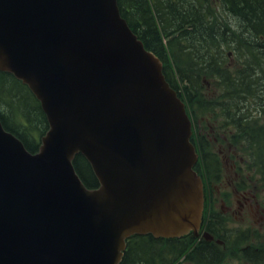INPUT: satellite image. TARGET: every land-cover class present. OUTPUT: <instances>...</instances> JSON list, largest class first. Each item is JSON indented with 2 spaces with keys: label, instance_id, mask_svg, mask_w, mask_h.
Listing matches in <instances>:
<instances>
[{
  "label": "water",
  "instance_id": "1",
  "mask_svg": "<svg viewBox=\"0 0 264 264\" xmlns=\"http://www.w3.org/2000/svg\"><path fill=\"white\" fill-rule=\"evenodd\" d=\"M0 67L48 122L36 152L0 122V264H119L130 234L196 231L190 119L116 0H0Z\"/></svg>",
  "mask_w": 264,
  "mask_h": 264
},
{
  "label": "trees",
  "instance_id": "2",
  "mask_svg": "<svg viewBox=\"0 0 264 264\" xmlns=\"http://www.w3.org/2000/svg\"><path fill=\"white\" fill-rule=\"evenodd\" d=\"M222 3L226 7L224 12L216 11L209 0H117L130 28L162 61L166 80L186 101L188 112L195 117L200 112L221 109L227 124L232 126L235 118L236 132L240 138L253 142L256 156L263 163L264 94H258L263 105L256 108L250 119L248 97L252 91L248 88L256 78L246 73L249 65L232 69L227 64L226 49L236 48L244 55L243 60L261 63L259 66L253 63L252 68L262 77L264 0H222ZM232 20H236V25ZM245 53L250 56L246 58ZM207 83H213V93H209ZM0 121L31 152L39 148L40 138L48 128L40 103L28 86L1 68ZM202 142L206 144L205 139ZM199 150L202 160L211 166L206 169L197 165L198 172L204 175L210 170L217 175L220 170L217 157L204 151V146ZM72 163L88 188L98 186V179L82 154H75ZM242 250L248 259L258 256L250 248ZM224 255L222 246L204 238L133 234L126 239L119 264H221Z\"/></svg>",
  "mask_w": 264,
  "mask_h": 264
},
{
  "label": "rangeland",
  "instance_id": "3",
  "mask_svg": "<svg viewBox=\"0 0 264 264\" xmlns=\"http://www.w3.org/2000/svg\"><path fill=\"white\" fill-rule=\"evenodd\" d=\"M230 55H226L227 64L232 67V69L237 68V60H234V53ZM209 87V93H213L211 90L213 83L211 85L207 84ZM219 113L217 111L206 112L204 114L198 113L196 115V125L199 131L204 134L210 141V146H207L206 150L212 152L214 155L221 158L222 162V172L218 177L217 181H213L210 192H209V212H220L223 214L224 221H229L227 226L231 229L230 236L228 240L230 241V245L227 243L221 244L224 250V259L221 264H264V260L260 259V257H256L251 260L243 255L242 247L248 246L251 244L253 246H264V231L258 232L254 225V220L257 219V214L246 215L240 217L237 213V200L239 197L235 196L233 193V186L235 180H240L238 177L241 175L242 170L246 174V185H244L251 194L254 196L262 207H264V178H261L257 173L253 172V169L248 170L243 165V161L241 159L244 158V153L236 148L231 146L230 153H227V144L228 142V134L227 130L223 128H219ZM232 164H235V170L238 175L235 177V170L232 168ZM238 165L242 166L241 172L237 168ZM249 178V180H248ZM248 181V182H247ZM244 184V183H243ZM208 208V207H207ZM229 208V210H225ZM213 224L217 225V222L213 221ZM247 230L248 240L246 243H237V241H233L234 232L233 230ZM245 259H244V258ZM249 261H247V260ZM191 264V263H188Z\"/></svg>",
  "mask_w": 264,
  "mask_h": 264
},
{
  "label": "flooded vegetation",
  "instance_id": "4",
  "mask_svg": "<svg viewBox=\"0 0 264 264\" xmlns=\"http://www.w3.org/2000/svg\"><path fill=\"white\" fill-rule=\"evenodd\" d=\"M233 123L235 124V118L233 119ZM202 138H203V135H202ZM229 148L231 149V147ZM232 168L233 169L235 168V164H232ZM237 168L241 170L242 166L238 165ZM246 169L248 170L252 169L251 163L246 165ZM234 175L235 177L238 175L236 170L234 172ZM238 179L240 180L239 181L235 180L234 183L238 185L239 187L236 185L232 187L234 195L239 197V199L237 200L238 202L237 213L240 215V217H243V215L246 216L250 214L251 212L257 213L258 217L255 223L260 229L264 228V207L260 208V203L254 199V196L251 194V191H249V188L247 189L246 187H242L244 185L247 186V183L244 182V180L241 178V175L238 177ZM241 183H244V184H241ZM225 210L228 211L229 208H226Z\"/></svg>",
  "mask_w": 264,
  "mask_h": 264
}]
</instances>
